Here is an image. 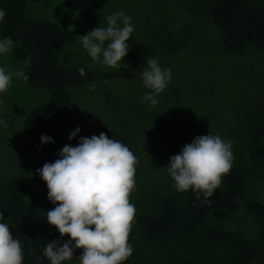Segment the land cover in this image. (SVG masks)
Here are the masks:
<instances>
[{
  "label": "rangeland",
  "instance_id": "rangeland-1",
  "mask_svg": "<svg viewBox=\"0 0 264 264\" xmlns=\"http://www.w3.org/2000/svg\"><path fill=\"white\" fill-rule=\"evenodd\" d=\"M216 0H50L33 1L26 13L30 20L46 19L65 27L74 41L58 48L59 60L69 66L85 64L98 71L117 70L94 62L83 49L80 35L98 26L106 27V17L123 11L134 27L127 43L129 50L117 71L131 77L88 83L74 89L71 112L64 118L69 145L81 137L105 133L125 144L137 157L135 188L130 203L135 206L129 244L132 255L124 264H154V257L138 237L137 220L154 211L159 199L183 193L173 187L166 166L196 136L219 135L231 142L235 161L244 164L251 175L248 192L264 197V158L252 159L248 144L252 125L264 121V52L249 46L233 53L223 46L221 29L213 22L210 9ZM0 39H3L0 30ZM12 49L0 54V67L7 73L23 69L26 62L14 58ZM156 59L171 70V80L157 96L155 106L142 98L151 91L143 85L142 72L147 59ZM51 98L47 88L31 87L13 75L5 93H0V195L8 180L22 175L26 181L24 200L43 203L37 157L31 152L32 139L24 129L30 112ZM223 183L219 185L221 187ZM229 229L250 239L257 236V223L245 210L225 222ZM70 239L59 237L61 243ZM261 258L251 264H264ZM82 249L63 264H79ZM211 264V262H210ZM212 264H218L217 260Z\"/></svg>",
  "mask_w": 264,
  "mask_h": 264
},
{
  "label": "trees",
  "instance_id": "trees-1",
  "mask_svg": "<svg viewBox=\"0 0 264 264\" xmlns=\"http://www.w3.org/2000/svg\"><path fill=\"white\" fill-rule=\"evenodd\" d=\"M33 1L0 0V10L6 15L0 21L3 38L13 40L12 54L26 62L27 83L34 88H47L51 98L32 110L24 129L32 139L31 152L37 157L38 169L54 162L60 150L69 145L64 118L72 109L74 89L88 83H105L131 77V72L98 71L85 64L69 66L59 60L58 48L74 41L71 31L49 20H30L26 9ZM210 15L221 29L223 46L241 53L249 46L264 52V0H216ZM84 68L81 76L79 69ZM248 144L252 159L264 158V121L250 128ZM54 143H42L41 136ZM40 176V175H39ZM46 196L43 203L26 202L25 178L11 177L0 195V212L14 239L23 249V264H50L43 256L49 241L59 240L60 233L48 224L46 212L57 205L47 196L46 182L40 177ZM207 199L189 190L183 195L171 193L161 199L154 211L145 212L137 220L139 239L150 249L154 264H251L261 258L264 248V197L248 192L251 175L247 167L235 160L231 170L222 177ZM245 210L257 223V236L250 239L242 232L225 226L226 220L239 210Z\"/></svg>",
  "mask_w": 264,
  "mask_h": 264
},
{
  "label": "clouds",
  "instance_id": "clouds-1",
  "mask_svg": "<svg viewBox=\"0 0 264 264\" xmlns=\"http://www.w3.org/2000/svg\"><path fill=\"white\" fill-rule=\"evenodd\" d=\"M6 13L0 10V21ZM131 18L123 11L106 17V27L98 26L80 35L83 49L97 63L119 70L127 55V43L134 32ZM71 31V28H69ZM13 46L11 37L0 39V54L8 53ZM142 72L145 88L143 100L155 106L157 96L168 86L171 70L162 68L152 58L146 60ZM79 73L84 76V68ZM27 81L23 69L7 73L0 67V93L7 92L12 77ZM95 88V82L90 90ZM0 124L4 121L0 120ZM80 128L70 133L74 138ZM42 143H54L51 137L41 136ZM231 142L219 135L196 136L185 144L179 154L169 158L166 170L178 192L193 191L200 199L211 197L219 187L222 177L232 167ZM54 162H46L37 169L46 182L48 199L55 205L46 212L48 224L54 226L61 237L70 239L61 243L52 240L43 249V256L50 264H63L73 258L74 250L82 249L79 264H124L132 255L129 244L131 223L135 206L130 195L135 188L137 157L122 142L110 139L105 133L91 138L81 137L77 146L65 145ZM0 220L3 213L0 212ZM24 254L19 239H14L7 223L0 222V264H23Z\"/></svg>",
  "mask_w": 264,
  "mask_h": 264
}]
</instances>
